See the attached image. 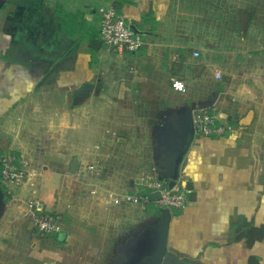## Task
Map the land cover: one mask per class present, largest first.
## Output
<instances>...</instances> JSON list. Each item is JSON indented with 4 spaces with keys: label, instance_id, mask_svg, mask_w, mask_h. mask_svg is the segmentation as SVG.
Here are the masks:
<instances>
[{
    "label": "crops",
    "instance_id": "obj_1",
    "mask_svg": "<svg viewBox=\"0 0 264 264\" xmlns=\"http://www.w3.org/2000/svg\"><path fill=\"white\" fill-rule=\"evenodd\" d=\"M110 6L145 34L143 47L120 57L122 67L112 70L93 65L94 56L101 58L102 13ZM177 7L175 0H0V158L20 157L27 173L19 184L4 185L0 179V264H140L150 259L157 244L155 228L167 208L128 202L133 194L122 193L124 179L133 177L115 171L104 155L112 147H100L95 140L99 130L79 139L71 138L67 128L84 130V110L150 109V101L166 99L168 89L185 94L187 103L175 121L186 107L205 110L224 132L193 137L184 154L176 188L188 191V201L182 209H169L167 250L196 264H264V70L216 71V88L204 87L209 63L203 60L197 70L187 60L219 54L214 47L220 35L200 31L195 37L194 28H180L184 12ZM232 37L237 40L236 33ZM91 41L100 42L98 50ZM194 41L203 47L195 48ZM252 57L245 54L251 62ZM169 61L185 65L184 71L197 78L191 80L192 89L186 83L184 93L172 88L164 68ZM87 84L90 89L74 97ZM196 88L199 94L189 91ZM128 94L134 98L131 104ZM107 98L112 101L96 102ZM128 117L122 114V126L131 125ZM175 121L161 123L163 129ZM114 123H106V133ZM55 125L65 128L57 136L49 130ZM170 144L167 136L160 137L159 160L170 152ZM98 158L104 161L96 169ZM74 159L76 171L70 173ZM162 170L159 165L152 172ZM29 200L57 218V234L43 238L36 233ZM250 228L262 230V239L246 236Z\"/></svg>",
    "mask_w": 264,
    "mask_h": 264
},
{
    "label": "rangeland",
    "instance_id": "obj_2",
    "mask_svg": "<svg viewBox=\"0 0 264 264\" xmlns=\"http://www.w3.org/2000/svg\"><path fill=\"white\" fill-rule=\"evenodd\" d=\"M175 2L177 3V8L179 9V11L184 12V17L182 18V20L179 19L178 21L180 28H187L191 31L194 28L195 37L201 36V34L198 33L200 31L210 33L212 38H219L220 35V38L217 42L219 46L214 47L216 51L220 50L219 54H217V52L216 54H208L207 56L203 53L194 61L189 59L187 60V63L190 65L192 64V67L197 70L200 69V66L198 65H200L199 63H201L203 60L209 63L208 69L210 74L208 75L207 80L203 85L204 87L212 89L216 88V84L212 79V74L216 71H221V73L236 72L237 67L243 66L247 68L249 66H253L254 68H259L258 70H261V68L264 70V0H175ZM232 33L237 34V37L235 38L237 40L234 41ZM143 34L144 33H142L141 36L143 40H145V34ZM238 34L243 36L244 40L242 42H240ZM99 39L101 41L100 36ZM215 41L217 40L215 39ZM194 43L195 48L203 47L201 42L199 41H194ZM224 49L227 52L232 53L233 55L224 54L222 52ZM241 49L244 50V54ZM238 51H241L242 53H237V58H235L236 56L234 54ZM245 54H250L254 57L251 58L252 62L248 59H245ZM99 55L101 57L100 59L97 58V56H94L93 58V65L95 68L102 66L104 69L112 70L115 67H117V69H120L122 67V58L116 56L103 45H101ZM131 55L132 54L125 53L123 57H130ZM102 58H105L104 62H101ZM169 63L170 64L166 63L164 66L166 73L172 76V79L170 77L166 78L168 79V82L170 81L171 84L174 81H181L182 83H186L188 88L192 89L191 80H196L197 78L184 71L185 65L170 61ZM262 77H264L263 71ZM180 78H183V81L180 80ZM203 86L201 85L199 88H203ZM168 90L167 94H165L166 99H163L161 101H157V99H155V103H152L150 101V109H128L130 110V113L129 111H127V109H122V111L118 109V111L95 109L92 112L90 111L91 113L87 110H84V112H86L84 114L85 117L83 118L84 130L77 129L76 131L72 130L71 127L67 128L69 129L68 133L69 136L71 135V138L77 136L80 137L79 139H81L80 135H83L82 137H86L91 132H94V128L99 130V135L100 133L104 134V136L102 137V142L104 144L99 140L98 134L97 138L95 137V140H97V144L100 147H106L107 145L112 147V150H110L108 154H104L105 157L110 158L115 171L123 172L126 177H133L131 179H133L134 181L136 180V182H134L135 185L131 186V179H124V191L122 193L125 192L136 194L138 191H140L141 182L150 178H152V181H154V178L158 179V173L156 174V172H152V170L157 168L158 171L159 166L158 147L160 137L162 136L164 131L161 123H170L171 121H175V114L181 112L183 110V106H187L186 99L182 101V98H185V94L180 96L173 94ZM189 91L194 95L200 93L197 88ZM192 91L196 92L193 93ZM132 99L134 98H130V94H128V98L126 100H129L130 104L133 101ZM101 101L109 102L112 101V99H96V102ZM207 101H203L200 105L202 107L206 106ZM176 106L178 107L175 108ZM123 113L124 118L129 115L128 119L131 125L122 126L123 123L119 120L121 119ZM89 114H92V116ZM136 118L141 119L140 121H135ZM142 119L148 120L142 121ZM81 122L82 121L79 117L77 124L80 126ZM113 122H116L114 123L115 126L109 130V133H106V123ZM134 122H137V124H133ZM63 129L65 128H61L56 125L49 128V130H51V132H54L56 136ZM54 140V145H56L54 149L57 152L59 151L58 141L57 138H55ZM121 148L127 149L128 154L126 152H122ZM112 153L118 157V160L116 159L117 157L114 158L111 155ZM126 157L129 159H127ZM103 161V158H98V163L93 162L94 167L96 169L97 167L99 168L101 162ZM102 165L103 164H101V166ZM121 165H124V167H121ZM131 166L136 167L135 172H133L134 170ZM128 174H132V176H128ZM138 175H140L141 177L139 176L137 178ZM166 180L167 179L163 178L161 182H164ZM136 183H138V185H136ZM131 187H133L134 189ZM140 205L141 204L137 206ZM157 208L154 207L155 210H157ZM41 237L50 238L46 236Z\"/></svg>",
    "mask_w": 264,
    "mask_h": 264
},
{
    "label": "built area",
    "instance_id": "obj_3",
    "mask_svg": "<svg viewBox=\"0 0 264 264\" xmlns=\"http://www.w3.org/2000/svg\"><path fill=\"white\" fill-rule=\"evenodd\" d=\"M101 44L118 57L125 53H137L144 45V40L138 32L133 31L110 6L102 13L100 28ZM198 56L197 53L194 54ZM172 88L179 93L185 92V85L180 81L172 82ZM224 129L219 126L214 117L207 111H202L200 116L193 119V134L199 137L218 136ZM24 162L15 155H4L0 158V179L4 185L19 184L27 177L23 170ZM91 169V168H90ZM146 179L140 184V191L128 196L126 200L131 203H149L148 194H159V200L154 202L162 208L179 210L187 204L188 191L176 187L169 189L167 182H161L157 178L154 181ZM29 212L32 214L34 228L38 234L52 236L60 231L57 218L46 214L45 209L37 200L27 202Z\"/></svg>",
    "mask_w": 264,
    "mask_h": 264
},
{
    "label": "water",
    "instance_id": "obj_4",
    "mask_svg": "<svg viewBox=\"0 0 264 264\" xmlns=\"http://www.w3.org/2000/svg\"><path fill=\"white\" fill-rule=\"evenodd\" d=\"M136 32L134 27H130ZM90 46L94 50H98L100 47V42L91 41ZM90 85H84L80 91L74 94V97H80L82 94L90 89ZM200 111H193L190 108H186L185 112L178 122L177 125H167L164 128V137L170 141V152L164 155L158 164L163 167L161 172H158V180L162 181L163 178L167 179V185L169 189L177 186L179 182V167L183 160L184 154L187 152L188 147L193 140V119L196 116H200ZM77 160H72L69 164V172L75 173ZM190 188V184L187 185V189ZM159 194H148V199L151 202H156L159 200ZM170 220V210L164 209L162 211L161 219L155 228L157 233V244L156 248L150 256L143 260H140V264H196L194 262L186 261L181 255L170 252L167 250V234H168V224Z\"/></svg>",
    "mask_w": 264,
    "mask_h": 264
},
{
    "label": "trees",
    "instance_id": "obj_5",
    "mask_svg": "<svg viewBox=\"0 0 264 264\" xmlns=\"http://www.w3.org/2000/svg\"><path fill=\"white\" fill-rule=\"evenodd\" d=\"M247 232H244V234L247 236H249V235H254V236H256L255 238H253V239H255V240H260V239H262V235H263V232H262V230H259V229H255L254 230V228H250V230H246ZM255 231L257 232V234H254L255 233ZM252 239V240H253Z\"/></svg>",
    "mask_w": 264,
    "mask_h": 264
}]
</instances>
